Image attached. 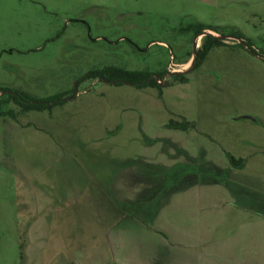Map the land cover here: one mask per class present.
<instances>
[{"label": "rangeland", "instance_id": "rangeland-1", "mask_svg": "<svg viewBox=\"0 0 264 264\" xmlns=\"http://www.w3.org/2000/svg\"><path fill=\"white\" fill-rule=\"evenodd\" d=\"M258 213L264 0H0V264H239Z\"/></svg>", "mask_w": 264, "mask_h": 264}, {"label": "trees", "instance_id": "trees-1", "mask_svg": "<svg viewBox=\"0 0 264 264\" xmlns=\"http://www.w3.org/2000/svg\"><path fill=\"white\" fill-rule=\"evenodd\" d=\"M210 30V28L200 26L196 29L195 35L203 33L204 30ZM213 31V30H212ZM215 32V31H214ZM218 33V32H216ZM224 42L220 41L218 37H215L211 34H206L203 37L202 43L200 45V48L197 50L198 54L194 57V60L192 64H194L195 59L202 60L206 56V54L213 48L217 46L223 45ZM191 56V55H189ZM196 59V60H197ZM86 78H100L105 81H115V82H125L130 84H138L142 85L145 83H152V80H149L148 77L144 76V74L136 71H129V70H123L113 67H107L101 70H94L86 73ZM5 92V91H3ZM8 100H12V102L16 106H20V109L22 111H30V110H41L46 106V103L44 102H36L33 99H31L29 96H27L24 93L16 92V93H9ZM10 100V101H11ZM61 97H58L54 100V103L60 102ZM53 104V103H51ZM233 161V158H231Z\"/></svg>", "mask_w": 264, "mask_h": 264}, {"label": "crops", "instance_id": "crops-1", "mask_svg": "<svg viewBox=\"0 0 264 264\" xmlns=\"http://www.w3.org/2000/svg\"><path fill=\"white\" fill-rule=\"evenodd\" d=\"M206 34H211L215 37H218V34L212 30H204L203 33L197 34L194 36L193 39V52H195V47H200L203 37ZM199 49V48H198ZM192 61V57H189L188 59V64L191 63ZM180 63H184V62H180ZM234 197L231 196V199L229 198L228 201L230 202L228 205V202L226 203V205H216V207L218 208L219 212L221 213H228V217L234 221V218L238 217V215H236L235 213H237L238 211H245V208L243 207V205H238V204H233V199ZM236 199V198H235ZM238 200V199H236ZM218 201V200H216ZM248 210V208H247ZM249 211V210H248ZM218 213V212H217ZM259 214V213H258ZM259 218H257V220H255L253 224H251L250 221H247L246 226H241L242 229V233L245 237V239L241 242H229L227 244V246L225 247V250H230V249H236L238 251H240L239 254V259L240 257L243 258L240 261L239 264H264V215L259 214L258 215ZM260 228L262 229L261 233L262 234V238L259 237V239L261 238V240H257V241H251L249 239L248 234H244L245 232L249 233L251 228ZM220 247V248H219ZM217 248H219L220 250H218L215 254L214 257L215 258H219L220 256H226V259L228 260H232L231 258H234L235 255L233 254V257H231L230 251L227 252H222L221 248L224 249V247L222 246H217ZM250 250H255L256 252L253 254H251ZM252 255V257H251ZM222 258V257H221ZM237 258V257H236ZM252 259V261L250 260ZM227 262V260H226Z\"/></svg>", "mask_w": 264, "mask_h": 264}, {"label": "water", "instance_id": "water-1", "mask_svg": "<svg viewBox=\"0 0 264 264\" xmlns=\"http://www.w3.org/2000/svg\"><path fill=\"white\" fill-rule=\"evenodd\" d=\"M243 117H247V116H243Z\"/></svg>", "mask_w": 264, "mask_h": 264}]
</instances>
